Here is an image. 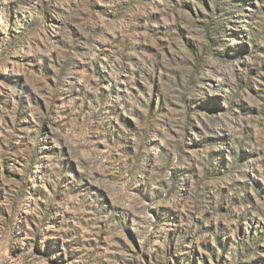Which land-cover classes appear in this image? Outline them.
Listing matches in <instances>:
<instances>
[{
    "label": "rangeland",
    "instance_id": "obj_1",
    "mask_svg": "<svg viewBox=\"0 0 264 264\" xmlns=\"http://www.w3.org/2000/svg\"><path fill=\"white\" fill-rule=\"evenodd\" d=\"M0 264H264V0H0Z\"/></svg>",
    "mask_w": 264,
    "mask_h": 264
}]
</instances>
